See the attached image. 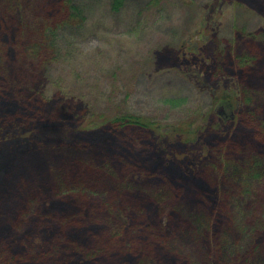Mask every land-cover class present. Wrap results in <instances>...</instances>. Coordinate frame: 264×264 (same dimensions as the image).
Here are the masks:
<instances>
[{
	"label": "rangeland",
	"instance_id": "374dc122",
	"mask_svg": "<svg viewBox=\"0 0 264 264\" xmlns=\"http://www.w3.org/2000/svg\"><path fill=\"white\" fill-rule=\"evenodd\" d=\"M73 2L84 21L80 25L63 26L53 34L58 58L39 76L43 99L49 100L52 108H69L74 112L73 109L83 107L86 115L89 110L110 115L120 111L143 114L158 121L165 132L142 129L117 136L119 139L112 149L120 160L106 156L104 151L102 157L97 153H82L74 146L36 149L37 145L29 146L26 141L15 144L12 148L18 147L15 148L18 155L14 160L0 158V264H29L30 260L31 264H64L76 249L81 254L96 249L93 257L107 258L96 264H126L144 245L145 236L134 240L125 226L135 214L138 223L144 222L146 232L153 228L168 237V242L162 240L163 248L155 249L165 254L162 262H168L167 257L176 252L188 264H233L248 253L249 264H264V242L257 243L264 238V146L258 142L264 141V127L253 120L257 140H251L241 134L242 118L231 122L241 107L264 112V73H261L264 55L254 65L258 73L253 68L254 72L236 77L225 70L223 74L229 76L213 80L188 59L186 65L181 59V66L174 59L181 45L191 53L204 44L209 50L225 39L233 43L239 28L245 26L254 31L264 23V17L245 6L234 5L232 0H126L118 11L112 9V0ZM256 47L262 52L264 42L256 43ZM202 51L203 48L198 53ZM246 85L252 99L244 102L240 88ZM221 93L227 96L217 97L215 113L230 121L218 132L210 128L206 119V127L201 131V135L209 132L216 138L224 134L217 144L204 143L205 155L210 162L214 160L216 167L205 164L197 172L200 177L179 180L178 187L168 172L154 175L161 165L159 161L182 159L187 152L178 139L162 133L173 124L205 112ZM183 98L180 103L170 101ZM20 130L24 129L15 132ZM30 135L25 132L24 138ZM200 151L198 148L197 153ZM122 154L140 164L146 158L155 161L144 175L133 174L132 178L129 171L134 163H124ZM102 162L108 164L112 177L75 192L49 191L51 200L45 204L38 180L56 187L54 183L66 172L77 171L84 163L89 164L88 170L95 169ZM235 167L243 171L230 176ZM208 186L215 187L227 215L219 223L223 230L219 248L210 241L211 232L207 229L213 225L207 218L211 204L202 199L200 192ZM36 193L40 200L33 203L30 215L22 216L19 211L22 199ZM160 193L164 196L157 201L159 205L148 206L144 211L147 200L156 201ZM140 195H146L147 200L141 201ZM121 206L131 208L126 210ZM92 207L96 214L87 215L82 221L98 220L96 225L101 230L95 229L93 237L88 236L86 226L80 227L73 223V218V222L70 220L73 211L78 214ZM61 226L66 228L59 233ZM7 229H12V234L6 233ZM53 244L58 247L40 261L39 250L42 247L51 250ZM123 252L129 257L122 260L118 256ZM149 260L144 264H155Z\"/></svg>",
	"mask_w": 264,
	"mask_h": 264
},
{
	"label": "trees",
	"instance_id": "16d2710c",
	"mask_svg": "<svg viewBox=\"0 0 264 264\" xmlns=\"http://www.w3.org/2000/svg\"><path fill=\"white\" fill-rule=\"evenodd\" d=\"M125 1L112 0V9L114 11L120 10L124 6ZM232 1L234 5L245 6L250 11L264 17V0ZM83 21L84 16L76 8L73 0H0V158L3 161L7 159L14 160L15 156L18 155L15 148L18 147H12L17 143L22 144L23 141L28 142L29 146L34 147V145H37L36 149H46L47 146L57 147L58 145L60 148L74 146L78 151H82V153H97L99 157H102V152L104 151L106 152V156L120 160L117 157V152L115 155V151L112 149V145L117 143V136L127 131H142V129H146L152 133L153 130L160 132L163 130L165 132L164 127L158 121L143 114L120 111L117 114L110 115L102 111L95 112L89 110L88 115H86L84 114L85 108L83 107L73 109L74 112H72V109L69 108L59 109L57 106L52 108L53 106L50 105V101L43 99L42 78H39V76L50 63L58 58L57 46L53 42V34L58 29L63 28V26L80 25ZM236 37L237 39L233 43L225 39L226 42H221L222 44L219 42L216 46L210 47L209 50L206 49V44H204L199 46V50H192L191 53L181 45L180 50L178 49V52H175L174 59L178 61L180 66V63H182L181 59L185 65L187 63L186 59H188L196 65L195 68L199 72L208 73L207 78L211 80L214 77L224 78L225 75L229 76L223 74L226 72L225 70L236 77L254 72V69L258 73V68H254V65L260 60V55H264V49L262 48V52H258L256 43L264 42V23L254 31L247 30L245 26L239 28ZM249 44H252V46H249ZM202 48L204 51L198 53ZM261 73H264V71H261ZM246 87L248 86L246 85L243 89L240 88V94L244 102L252 99L250 95L251 91ZM225 96H227L226 93H221V96H215L214 104L206 109L205 112L198 113L177 124H173L171 129L166 133L162 131V135L166 134V136L172 139H178V143L187 152L182 159L175 157L170 162L159 161L161 165L157 168V172L154 175L169 173V178L178 187L180 185L178 183L179 180H187L188 176L198 175L200 177L201 175L197 172H199L200 168H205V164L213 168L216 167L214 160L210 158V162L209 156L205 155L207 148H205L204 143L212 141V144H217L224 134L220 138H216L212 134H209V132L201 135V131L206 127L204 124L206 119L210 121V128H214L218 132L223 130L225 124L230 121H224L215 113L217 97L225 99ZM183 100L185 99H172L170 101L172 103H180ZM244 102H240V104L244 106L246 104ZM241 108L236 110L237 116L231 122L236 120L239 122L242 118L240 123V128L242 126L241 134L244 135L245 139L257 140L255 136L257 130L255 129L253 120L258 125L264 127V122L259 123L264 117V112L249 107L247 110ZM45 111H47L46 115H44ZM240 113L242 114L238 117ZM18 128H23L24 130L15 132V129ZM25 132L31 134L29 138H24ZM258 142L264 146V141L258 140ZM160 148L166 151L163 145H160ZM198 148L201 150L199 153H197ZM13 150L15 151L12 152ZM154 151H157V149ZM121 156L124 159V163H134L133 169L129 171V175L132 178L133 174L134 176L138 174L144 175V171L149 169L155 161L151 158H146L140 164L139 161L135 162L134 160L130 161L127 159V154H122ZM258 161L260 163L262 160ZM121 162L118 164H121ZM88 165L84 163L80 165V168H76L77 171L66 172L67 174H64L58 183H54L57 188L53 184H43L38 180L40 184L39 192L45 204H48L51 200L49 191H52L53 194L54 192L57 194V191L58 194L75 192L79 191L82 187H91L97 183H102V181L104 182L108 177H112L108 164L102 162L100 165H97V168L90 170H88ZM242 171L243 168L235 167L230 176L240 174ZM227 175L225 176L227 177ZM177 176L180 179L176 178ZM257 176L261 177V173H257ZM200 192L203 196L202 199L211 204L212 211L207 215V218L212 220L213 225L212 228L207 227V229L211 232L210 241H212L216 248H219L222 245L220 239L223 233L219 223L227 217L225 208L222 207L223 203L221 198L218 197L215 187L208 186L206 190H201ZM163 196L164 194L160 193L157 195L156 201H154L147 200L146 195H140L139 199L141 201L145 202L147 200L143 210H147L148 206L156 207V205H159L157 201L163 199ZM38 199L40 200L37 197V193L28 198H23L21 206H19V211H22L21 215H30L32 213L31 210L34 208L33 203H38ZM134 202L138 203L136 199H134ZM121 207L126 210L131 208V206ZM92 214H96L93 207L91 209H82V212L78 214L73 211L70 216L71 221L72 218L74 219V222H72L75 225L80 227L86 226V232L91 237L94 236L95 229L101 230L96 225L98 220L90 219L88 222L82 220L87 215L91 217ZM79 217H81L80 222L78 221ZM19 221L20 219H18ZM128 223L125 226H128L131 230L134 240L138 236L145 237L143 239V248L138 252H134L132 254L134 258L128 260L129 262L126 264H144V261H148V259L151 262H155V264H158V262L161 264H188V260L176 252L174 255L170 254L167 257L168 262H162L165 261V254L158 251L164 246L162 240L168 242V237L164 233L155 232L153 228H148L149 232H146L147 228L145 229L144 222L138 223L137 214H135V218H132V222ZM61 228L62 230L59 229V233L65 230L66 226H61ZM5 232L12 234V229H7ZM111 235H114L113 232H111ZM262 242H264V238L261 237L257 243L260 244ZM55 247H58V244H53L51 250L42 247L38 253L42 257L40 261L45 258L47 259V256L51 251H54ZM156 248L158 249L157 252ZM209 248L211 249V243L209 244ZM211 250L209 251L211 252ZM94 252L97 253L96 249L94 251L88 250L81 254V251L76 249L73 254L68 256L69 259L64 264H96L107 259L97 258V256L93 257ZM119 255L118 257L122 260L129 257V255H124V252ZM237 259L233 264H249L248 253L244 254L242 259L240 257ZM214 260L217 262V259L214 258ZM29 262V264L32 263L31 260Z\"/></svg>",
	"mask_w": 264,
	"mask_h": 264
}]
</instances>
